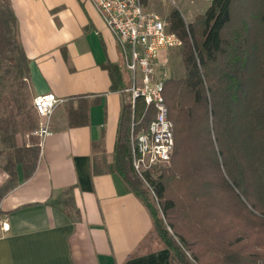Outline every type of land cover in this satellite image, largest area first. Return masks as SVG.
Wrapping results in <instances>:
<instances>
[{
  "label": "trees",
  "instance_id": "16d2710c",
  "mask_svg": "<svg viewBox=\"0 0 264 264\" xmlns=\"http://www.w3.org/2000/svg\"><path fill=\"white\" fill-rule=\"evenodd\" d=\"M167 20L182 40L183 73L167 80L164 91L176 126L175 151L169 165L160 167L161 175L151 176L160 199L165 198V220L132 169L131 124L134 114H144L141 100L134 114L131 104L123 106L109 171L145 204L153 222L148 241L155 237L169 250L170 264H264V0H214L190 24L179 10ZM6 52L13 55L10 61H18L19 77L28 80L17 17L11 0H0V55ZM104 68L112 90L124 89L119 66ZM20 98L14 97L18 115L11 111L0 117V141L6 147L10 138L37 126L36 114L24 111L27 96ZM73 100L67 107L70 125L84 112L74 111ZM11 149L4 167L9 181L0 189V201L16 185L15 156L24 168L28 162L29 179L40 155L38 141L32 148ZM65 193L74 207L73 189Z\"/></svg>",
  "mask_w": 264,
  "mask_h": 264
},
{
  "label": "crops",
  "instance_id": "0c3cea01",
  "mask_svg": "<svg viewBox=\"0 0 264 264\" xmlns=\"http://www.w3.org/2000/svg\"><path fill=\"white\" fill-rule=\"evenodd\" d=\"M11 3L34 97L53 93L64 103L33 176L25 178L28 162L24 168L19 157L13 160L16 185L0 201V264H170L169 250L148 241L153 222L145 204L109 171L126 103V87L113 91L104 68L119 66L126 83L113 34L88 0ZM70 99L74 111H84L74 125L67 117ZM28 132L10 138L9 147L0 141V189L9 181L4 167L11 146L37 142ZM70 188L74 207L67 204Z\"/></svg>",
  "mask_w": 264,
  "mask_h": 264
},
{
  "label": "built area",
  "instance_id": "2783aa9c",
  "mask_svg": "<svg viewBox=\"0 0 264 264\" xmlns=\"http://www.w3.org/2000/svg\"><path fill=\"white\" fill-rule=\"evenodd\" d=\"M88 1L95 6L116 39L124 65L132 77V86L125 88L122 93L130 95L133 114L137 102L141 100L145 104L142 117H151L147 128L138 131L141 118L133 115L130 153L134 174L142 180L159 205L161 199L151 176L153 169L169 164L172 160L175 151V122L169 118L164 96L168 79L162 78L158 71L167 67L169 51L181 48L182 40L169 29L166 20L146 9L143 0ZM63 103L64 100L53 93L34 98L37 126L27 137L37 139L40 148L52 136L53 117L57 107ZM2 230L6 231L7 227L3 226Z\"/></svg>",
  "mask_w": 264,
  "mask_h": 264
},
{
  "label": "rangeland",
  "instance_id": "374dc122",
  "mask_svg": "<svg viewBox=\"0 0 264 264\" xmlns=\"http://www.w3.org/2000/svg\"><path fill=\"white\" fill-rule=\"evenodd\" d=\"M214 0H143L144 6L150 12H154L158 14L162 19L167 20L169 13L173 10H179L183 15L184 19L188 24L192 23L195 17L199 14L204 13L212 4ZM169 23V22H168ZM181 48L173 49L169 51L168 58L169 63L167 67H162L159 69V75L166 79H170L172 77L179 76L183 73V68L181 64V57L179 55V51ZM7 56L3 57L0 55V117H7L10 115L11 111H14L15 115H18V110L15 106L14 97L20 98L21 100L27 96L26 106L24 107V111H29L34 113L33 109V100L34 93L31 86L30 78L26 80V78L19 77V65L18 61H10V56H13L11 53L6 52ZM122 57V55H121ZM122 63L124 65L123 57ZM125 70V87L130 88L132 86L133 80L131 75L129 74L127 68L124 65ZM9 93H13V96H9ZM7 94V96H5ZM125 101L130 104V95L125 93ZM34 115V114H33ZM151 120L150 116L141 117L140 125L138 126V131L145 130L147 128L148 122ZM20 121V117H19ZM20 130L23 128L22 125L18 127ZM176 130V126H175ZM26 137V136H25ZM131 137V132H130ZM131 140V139H130ZM169 164L158 166L152 171V176L157 179L161 172L160 167H167ZM166 196V194H165ZM165 199V198H164ZM163 199V200H164ZM160 200V199H159ZM163 200H160L159 205L156 203L162 218L165 220L163 214ZM173 214L170 213L169 220L172 221ZM171 218V219H170ZM171 226H174L170 223ZM174 228V227H173ZM150 241H157V238L153 237ZM161 244V243H159ZM163 245V244H162ZM191 254V253H190ZM212 254H215L212 252Z\"/></svg>",
  "mask_w": 264,
  "mask_h": 264
}]
</instances>
